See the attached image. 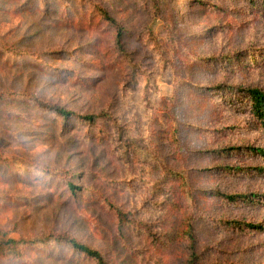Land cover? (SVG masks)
<instances>
[{
    "label": "rangeland",
    "instance_id": "obj_1",
    "mask_svg": "<svg viewBox=\"0 0 264 264\" xmlns=\"http://www.w3.org/2000/svg\"><path fill=\"white\" fill-rule=\"evenodd\" d=\"M248 87L264 0H0V264H97L60 234L108 264H181L165 236L184 213L201 264H264V232L227 224L264 205L223 196L264 194V160L230 151L264 148Z\"/></svg>",
    "mask_w": 264,
    "mask_h": 264
},
{
    "label": "trees",
    "instance_id": "obj_2",
    "mask_svg": "<svg viewBox=\"0 0 264 264\" xmlns=\"http://www.w3.org/2000/svg\"><path fill=\"white\" fill-rule=\"evenodd\" d=\"M101 16L116 29V47L118 51L122 55H126V46H125V36L127 34V29L123 24H120L114 17L110 15L109 12L101 9L100 10ZM239 93L244 94V98L246 102H249L251 112L255 118L256 125L259 129L264 131V90L258 87H248L246 89L238 90ZM60 114L64 118H69L72 115H75L73 112H68L65 110H61ZM82 119L86 120L87 122H93L94 117H81ZM228 150H220L218 153H224ZM230 151H237V152H248L256 157L261 158L264 160V148L248 146V147H239V148H232ZM256 174L260 177H264V167L253 168ZM226 171L229 172H238L239 170L235 168H225ZM182 186L187 188L186 179L181 177ZM71 189L75 191L77 187L71 186ZM227 200L232 203H249L252 206L256 205H264V194L261 193H252V194H225L223 195ZM118 222L123 225L127 224V214L118 208H115ZM228 225L236 228V229H247L253 232L262 233L264 232V223H245L241 221H232L228 222ZM167 240H170L172 243H175V248L178 249L180 254H182L180 258L181 264H201V258L197 250V243H196V235H195V228L193 224V218L188 213L183 214V220L180 228L176 230L170 229L169 232L165 236ZM55 240L59 243H65L70 245L75 250L87 255L88 257L94 259L97 264H108L103 255L100 251L93 249L75 238L69 237L65 234H60L58 236H52L47 238L46 241ZM8 245H16V241H5L1 242Z\"/></svg>",
    "mask_w": 264,
    "mask_h": 264
}]
</instances>
